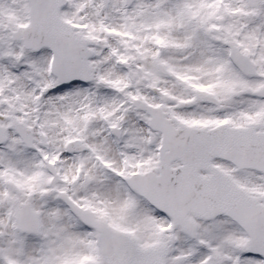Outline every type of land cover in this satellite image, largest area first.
I'll list each match as a JSON object with an SVG mask.
<instances>
[{
  "label": "snow or ice",
  "instance_id": "6c2138e0",
  "mask_svg": "<svg viewBox=\"0 0 264 264\" xmlns=\"http://www.w3.org/2000/svg\"><path fill=\"white\" fill-rule=\"evenodd\" d=\"M0 264H264V0H0Z\"/></svg>",
  "mask_w": 264,
  "mask_h": 264
}]
</instances>
